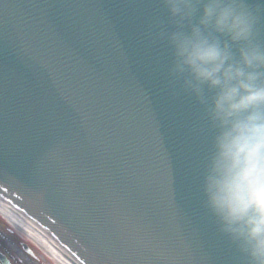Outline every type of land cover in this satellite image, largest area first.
Here are the masks:
<instances>
[{"label":"water","instance_id":"water-1","mask_svg":"<svg viewBox=\"0 0 264 264\" xmlns=\"http://www.w3.org/2000/svg\"><path fill=\"white\" fill-rule=\"evenodd\" d=\"M166 16L0 0V201L74 264H246L202 204L206 129L167 75Z\"/></svg>","mask_w":264,"mask_h":264},{"label":"clouds","instance_id":"clouds-1","mask_svg":"<svg viewBox=\"0 0 264 264\" xmlns=\"http://www.w3.org/2000/svg\"><path fill=\"white\" fill-rule=\"evenodd\" d=\"M171 83L201 111L202 204L246 264H264V0H159Z\"/></svg>","mask_w":264,"mask_h":264},{"label":"flooded vegetation","instance_id":"flooded-vegetation-1","mask_svg":"<svg viewBox=\"0 0 264 264\" xmlns=\"http://www.w3.org/2000/svg\"><path fill=\"white\" fill-rule=\"evenodd\" d=\"M0 264H52L35 242L0 217ZM56 264V263H53Z\"/></svg>","mask_w":264,"mask_h":264},{"label":"bare ground","instance_id":"bare-ground-1","mask_svg":"<svg viewBox=\"0 0 264 264\" xmlns=\"http://www.w3.org/2000/svg\"><path fill=\"white\" fill-rule=\"evenodd\" d=\"M0 214L11 223L18 231L31 238L40 248H42L58 264H73L70 259L58 251L56 247L41 233L12 212L0 201Z\"/></svg>","mask_w":264,"mask_h":264},{"label":"snow or ice","instance_id":"snow-or-ice-1","mask_svg":"<svg viewBox=\"0 0 264 264\" xmlns=\"http://www.w3.org/2000/svg\"><path fill=\"white\" fill-rule=\"evenodd\" d=\"M223 255L226 257V258H230L231 256H234L236 255V252L233 248H229V249H225L224 252H223Z\"/></svg>","mask_w":264,"mask_h":264},{"label":"rangeland","instance_id":"rangeland-1","mask_svg":"<svg viewBox=\"0 0 264 264\" xmlns=\"http://www.w3.org/2000/svg\"><path fill=\"white\" fill-rule=\"evenodd\" d=\"M1 217V216H0ZM2 218V217H1Z\"/></svg>","mask_w":264,"mask_h":264}]
</instances>
